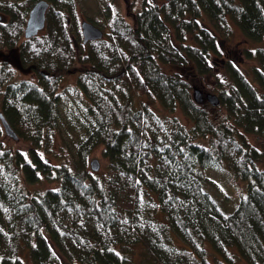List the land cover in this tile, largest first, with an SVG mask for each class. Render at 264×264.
<instances>
[{
    "label": "trees",
    "instance_id": "16d2710c",
    "mask_svg": "<svg viewBox=\"0 0 264 264\" xmlns=\"http://www.w3.org/2000/svg\"><path fill=\"white\" fill-rule=\"evenodd\" d=\"M47 1L31 39L38 0L3 6L1 40L37 81L0 65V115L27 143L0 120V264H264V0H144L132 24L107 6L104 38L86 45L76 2ZM206 77L218 106L193 101L191 81ZM66 137L68 156L54 151ZM222 170L232 212L211 190ZM42 176L57 187H27Z\"/></svg>",
    "mask_w": 264,
    "mask_h": 264
},
{
    "label": "rangeland",
    "instance_id": "374dc122",
    "mask_svg": "<svg viewBox=\"0 0 264 264\" xmlns=\"http://www.w3.org/2000/svg\"><path fill=\"white\" fill-rule=\"evenodd\" d=\"M20 1L21 0H0V14L2 16H4L6 19L10 18L11 14L9 15V13H7L4 10V7H3L4 4H10V3L20 2ZM74 1L76 2V12H77V16L79 18L78 22L80 23V27H81V22L87 21V22L93 23L94 25H96L100 28H103L102 23H101L102 19L100 16V14L102 13V11H101L102 8H106L108 6L110 8L111 14H118V15L122 16L123 18H125L130 24H132L133 23L132 13H136V12L140 11L142 9L143 3H144V0H74ZM27 19H28V16L26 17L25 24H26ZM25 24L23 27V34H24ZM2 27L3 26H0V30ZM235 30H237L236 35L232 39V41H230L232 46L237 45L238 42H240L241 39H243V36L241 35L240 31L236 28H235ZM44 32H41V35ZM23 37H25V36L23 35ZM241 44L242 43H239L238 45H241ZM13 52L15 53V55L16 54L18 55V50L13 51V49L5 47V45L3 44V42L0 38V62L7 61V62L11 63V65L14 67L15 66V60H14L15 58L12 56ZM75 76H73V75L67 76L64 79L62 89L67 87L68 85L74 84L76 81ZM212 78L213 77H206V78H204V81L192 80L191 81L192 86L198 87L200 90H202L204 95L217 94V92L215 91V87H214V86H216V84L214 83V79H212ZM15 80L37 81V77L35 76L34 73H32L30 71L19 72V69H17L15 72ZM68 101H69V96L64 95V99L62 100V103L60 106L63 111H64L65 105L67 104ZM156 108H158V110H160V111L163 110V108L159 104H157ZM164 111H165V113L168 114V116H177L184 124L186 123V125H188V123L186 122L187 121L186 117L184 116V114L182 112H180V111L169 112L165 109L162 112L164 113ZM211 112L213 114H220V113L225 112V110H223L222 108H220V109L218 108V109H211ZM10 141H13L15 143V146H17L18 148H23V147L25 148L27 146L26 142L14 141L12 139ZM254 143L257 144V140L254 141ZM261 145H262L261 150L264 151V144L262 143ZM70 149H71L70 140L66 137L65 139H61V138L59 139V142L56 144L54 151L57 153H62L63 155L68 156V155H70V152H71ZM46 157H48V156H46ZM52 159H54V158H52ZM68 159L71 160V158H68ZM92 159H98L100 161V163H101V170L100 171H102L103 168L106 167L107 161H106L105 157L103 156L102 148L97 149L93 153L90 160L92 161ZM209 175L216 184V187L211 189L213 192L212 194H214L217 202L221 205L223 211L225 210V212H232L237 207V205L239 203V196L236 193H234L233 186H231V184L229 183V173L226 170H222L220 172L219 171H211V172H209ZM238 184H239L238 186H242V183H240L239 181H238ZM27 187L31 188L33 190L43 192V191H46L48 189H54L55 187H57V184L49 181L44 176H42V178L40 179L39 182H37L35 184L28 185ZM26 259L28 261H30L28 256H26ZM23 264H31V262L29 263V262L25 261V259H24ZM236 264H243V263L237 261Z\"/></svg>",
    "mask_w": 264,
    "mask_h": 264
},
{
    "label": "water",
    "instance_id": "95a60500",
    "mask_svg": "<svg viewBox=\"0 0 264 264\" xmlns=\"http://www.w3.org/2000/svg\"><path fill=\"white\" fill-rule=\"evenodd\" d=\"M49 7L50 5L47 0H39L32 6L29 12L27 22L25 24L26 26L23 34L26 39L37 37L38 34L46 28L45 23H47V13ZM81 31L84 45H86L87 42L101 40L104 38V31L101 28L87 21L82 22ZM193 101L198 105L204 104L206 101L212 106H218L220 103V100L217 95H204L202 90H200L198 87H194L193 89ZM0 120L6 136L14 141H18L19 136L17 135L13 127L9 124V122L6 120L3 114L0 115ZM90 169L93 172H99L101 170L100 161L98 159H92V161L90 162Z\"/></svg>",
    "mask_w": 264,
    "mask_h": 264
},
{
    "label": "flooded vegetation",
    "instance_id": "af4514ba",
    "mask_svg": "<svg viewBox=\"0 0 264 264\" xmlns=\"http://www.w3.org/2000/svg\"><path fill=\"white\" fill-rule=\"evenodd\" d=\"M39 1V0H38ZM10 15V14H9ZM135 15V13H132V16H134ZM11 17L12 16H10V18H8V19H6L4 16H2L1 14H0V26H4V25H7L10 21H11ZM1 38V37H0ZM12 56L15 58L14 60H15V66L13 67L12 65H11V63H9L13 68H17V69H19V72H27V71H30V72H33V71H31L30 69H23V68H21V66H20V62H19V60H18V58H17V54L15 55V53L13 52L12 53ZM7 61H3V62H0V65H2L3 63H6ZM15 68V70H17Z\"/></svg>",
    "mask_w": 264,
    "mask_h": 264
}]
</instances>
